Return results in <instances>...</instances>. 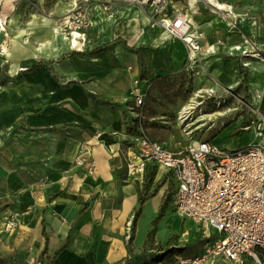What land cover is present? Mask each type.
Wrapping results in <instances>:
<instances>
[{
	"label": "crops",
	"instance_id": "crops-1",
	"mask_svg": "<svg viewBox=\"0 0 264 264\" xmlns=\"http://www.w3.org/2000/svg\"><path fill=\"white\" fill-rule=\"evenodd\" d=\"M87 1H0L1 17H7L5 30L0 28V259L8 263L121 264L130 259L131 264H154L142 254L145 245L153 250L176 239L168 249H183L198 238L205 241L204 228L177 210L171 194L177 186L166 166L157 164L143 203L145 175L133 177L126 167L140 148L139 111L131 95L135 80L152 85L183 69L188 58L182 41L150 27L153 17L186 11L208 53L193 67L197 84L215 89L211 98L219 103L234 96L250 106L241 115L243 109L234 107L214 112L226 119L205 137L230 149L257 140L252 132L240 131L247 121L264 116V32L257 34L260 24L254 27L240 14L253 16L255 0H168L159 8ZM82 4H88L92 27L74 29L69 38L60 29ZM219 5L234 6L238 20L233 23L241 31L216 13ZM74 38L77 47L71 46ZM235 46L250 53L241 54ZM250 46L262 48V57L253 56ZM202 110L212 112L208 105ZM237 117L240 124L234 122ZM82 157L95 162L93 173L87 163L78 165ZM167 195L165 215L138 242L140 215L151 208L157 218ZM204 245L177 253H200Z\"/></svg>",
	"mask_w": 264,
	"mask_h": 264
},
{
	"label": "built area",
	"instance_id": "built-area-1",
	"mask_svg": "<svg viewBox=\"0 0 264 264\" xmlns=\"http://www.w3.org/2000/svg\"><path fill=\"white\" fill-rule=\"evenodd\" d=\"M124 1L137 5L152 4L157 8L169 3L168 0ZM154 20L171 38L185 44L192 69L208 55L186 12ZM0 28H3L2 22ZM241 49V46L233 48L235 51ZM139 84L140 80L136 79L132 89L137 109L145 103V94ZM208 92L211 97L216 91L209 88ZM203 102L199 101L200 104ZM194 109L181 111L180 122L190 118ZM137 118L140 148L127 162L128 174L143 178L151 163L166 166L177 186V210L184 218L201 225L206 239L200 253L178 255L171 262L161 259L154 263L220 264L222 261L264 264V116L252 118L242 128L252 132L257 140L235 149L204 137L193 140L188 146L173 149L148 135L142 112H138ZM186 132L189 133V130ZM86 163L93 173L96 167L94 161L85 157L78 160V165Z\"/></svg>",
	"mask_w": 264,
	"mask_h": 264
},
{
	"label": "rangeland",
	"instance_id": "rangeland-1",
	"mask_svg": "<svg viewBox=\"0 0 264 264\" xmlns=\"http://www.w3.org/2000/svg\"><path fill=\"white\" fill-rule=\"evenodd\" d=\"M196 1L201 3L203 0H196ZM212 1L216 2L215 0H212ZM86 2L88 1L86 0ZM81 7L82 8L79 9L80 5L76 6V10H74L71 13L69 18L65 21L63 28L60 29V32H66L67 37L69 38L73 32L72 30L74 29L77 30L78 32L79 31L86 32V30L92 27V19L90 18L88 14V4H82ZM106 9L108 11H111V9L108 7ZM215 9L218 10L216 13L217 14L220 13V16L222 17V19H226V18L228 19V22L230 23L231 28L236 29V30L239 29V27L233 23V21L238 20V12L236 11L233 5H229L228 7L224 6V8L222 9H218V8H215ZM250 9L255 11V14L253 16L247 15L248 13L247 14L240 13V14L251 18L254 23V27L256 26L255 24H258V25L260 24L259 26L256 27L257 29L255 28V31L257 34L259 33L263 34L264 32V0H255V5L250 7ZM38 10L39 9H36L37 12ZM178 12H186V11H178ZM109 15H112V14L109 13ZM154 19L156 18L153 17V20L150 23V27L157 26L161 31H163V29L157 25ZM0 22L4 24V27H6L7 17H1V14H0ZM239 30L241 31V29ZM172 39H176V38H172ZM253 40L254 42H256L255 38ZM261 49L262 48L260 47L254 48L250 46L249 50L252 52L253 56L260 58L262 57L260 54ZM186 50L188 51V49ZM186 50L183 49V53L186 54ZM243 50L245 49L242 48L240 50L241 54L246 55V53L248 54L250 53L249 51H247L246 53H243L242 52ZM189 63L190 62L188 58L187 60L184 59V62H182L183 69L179 70L178 72L174 74L168 75V76L162 75L160 80L157 83H154L152 85L148 83H143L142 86L141 84H139L141 92L145 94V104L142 107L143 116L145 117L144 129L146 130V132L152 139L157 140L161 143H164L165 145L173 149H178L180 147L188 146L195 139H198L201 137L206 138L205 134L206 136L211 137V134H214L213 130H215V127L218 126L222 120L226 119L225 117H221L220 114H214V112H217V110L224 111V110H229L232 107H234L233 109L236 111L242 108L243 111H239V115H241L240 113H244V111L249 112L250 110L249 108L250 106L245 101V99L236 100L235 97L232 96L224 100L222 99L221 103L217 102L215 98L212 99L213 97L211 98L209 96L210 95L208 92L209 88L203 85L202 87L201 84L200 85L197 84L198 83L196 82L197 77H198L196 73L197 69L190 68V66L188 65ZM140 83H141V80H140ZM227 92L230 93L229 90H227ZM131 95L133 96L132 91H131ZM201 95H203L202 96L203 98H201ZM201 100H203L204 102L200 104L199 101ZM189 103H192L194 105V108H195L194 113L192 114L190 118L186 119L184 122L183 121L180 122V119H179L180 112L182 111L184 106ZM205 105L210 106L211 108L210 111L212 112L203 111L202 108ZM135 109L137 108L135 107ZM210 113L212 114L210 116H207V114H210ZM192 122L194 123L191 124ZM234 122H237L240 124L241 119L237 117V119ZM233 123H231V125H234ZM211 124L214 125L213 126L214 128L209 130L208 127H210ZM186 130H189V133H187ZM213 141H215V139ZM156 216L157 215H155V213L151 211V208L149 211L144 212L140 215V219L138 223V232H139L138 238H137L138 242H142L143 237L148 233V231H150L153 228V225H154L153 220L156 219ZM160 234L162 236L166 235L165 231H162V233ZM150 235L151 233L149 234L148 241L150 239ZM175 240L176 239H173L170 245L174 243ZM204 242H206V239L204 241L203 239L198 238L196 241H194L191 244H188L183 249H180V248L174 249L173 247L171 249L179 250L177 252L190 253L191 251L192 252L198 251V249L201 248V244H203ZM170 245L169 244L166 246L158 245L156 247L153 246L154 248L153 250H150V249L148 250V247L145 245L142 250V254L143 256L145 255L150 256L151 260L158 259V258H161L164 254H167L170 252L171 249H168ZM0 264H13V263H8L4 259H0ZM35 264H38V263H35ZM39 264H50V259L49 260L40 259Z\"/></svg>",
	"mask_w": 264,
	"mask_h": 264
},
{
	"label": "trees",
	"instance_id": "trees-1",
	"mask_svg": "<svg viewBox=\"0 0 264 264\" xmlns=\"http://www.w3.org/2000/svg\"><path fill=\"white\" fill-rule=\"evenodd\" d=\"M168 76V75H167ZM142 79L144 78L143 77V75H142V77H141ZM160 78H161V76L160 77H158L157 79H155L153 82L154 83H157L159 80H160ZM145 104V103H144ZM143 107V106H142ZM138 108L139 110V112H142L143 113V108ZM249 121H247V123H248ZM246 123V124H247ZM143 124H144V121H143ZM246 124H244L241 128H240V131L242 130V128L246 125ZM137 130H138V133H139V129H138V126H137ZM157 163H151L150 165H148V167H147V170H146V172H145V181H146V185H145V188H144V193H141L140 194V202L141 203H143L144 201H145V199H146V197H145V191H147V189H148V187H149V185L150 184H152L153 183V181H154V178H155V176H156V171H157ZM170 176H171V180L172 181H174L173 180V178H172V175L170 174ZM172 195L173 194H175V190L173 191V193H171ZM171 195V196H172ZM171 200V198H170V195H167V197H166V199H165V201H164V203H163V205H162V207H161V211H160V214H159V216L156 218V220L154 221V226L156 227V225H157V223L163 218V216L165 215V212H166V207H167V205L169 204V201ZM128 246H129V251H130V249H131V245H130V242H129V244H128ZM173 252V253H172ZM174 254H178V255H183V253H177V250H174V249H171L170 250V252L169 253H167V254H164L161 258H158V259H155L154 261H157V260H167L168 262H171L172 261V259H173V256H174ZM190 255H192V254H190ZM121 264H131V262H130V259H126L123 263H121Z\"/></svg>",
	"mask_w": 264,
	"mask_h": 264
},
{
	"label": "bare ground",
	"instance_id": "bare-ground-1",
	"mask_svg": "<svg viewBox=\"0 0 264 264\" xmlns=\"http://www.w3.org/2000/svg\"><path fill=\"white\" fill-rule=\"evenodd\" d=\"M194 1L195 0H190V2L191 3H194ZM219 7H221V8H223L224 6H221V5H219ZM241 20H242V18H241ZM248 20V23H251L252 21L250 20V19H247ZM243 22L245 21V20H242ZM247 25V24H246ZM2 26H3V29L2 30H5V27H4V24L2 23ZM76 34V36L78 35V33H75ZM70 43H71V46H75V47H77V45H78V41L74 38V39H71V41H70ZM166 46H168V43H166ZM192 108H194V105L192 104V103H189V104H187V105H185L184 106V108H183V110H182V113L184 112V111H187L188 109H192ZM200 120V119H199ZM197 121H198V119H197ZM194 122H192L191 124H193ZM190 127V126H189ZM225 135V134H224Z\"/></svg>",
	"mask_w": 264,
	"mask_h": 264
}]
</instances>
